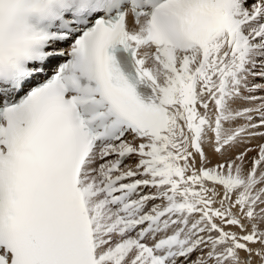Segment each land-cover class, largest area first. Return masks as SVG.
I'll return each instance as SVG.
<instances>
[{
	"label": "snow or ice",
	"instance_id": "1",
	"mask_svg": "<svg viewBox=\"0 0 264 264\" xmlns=\"http://www.w3.org/2000/svg\"><path fill=\"white\" fill-rule=\"evenodd\" d=\"M0 264H264V0H0Z\"/></svg>",
	"mask_w": 264,
	"mask_h": 264
}]
</instances>
